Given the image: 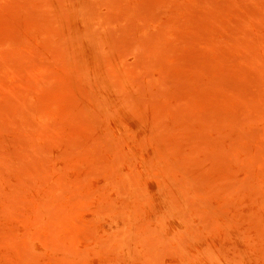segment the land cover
<instances>
[{
	"label": "rangeland",
	"instance_id": "374dc122",
	"mask_svg": "<svg viewBox=\"0 0 264 264\" xmlns=\"http://www.w3.org/2000/svg\"><path fill=\"white\" fill-rule=\"evenodd\" d=\"M0 264H264V0H0Z\"/></svg>",
	"mask_w": 264,
	"mask_h": 264
}]
</instances>
